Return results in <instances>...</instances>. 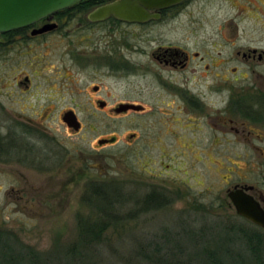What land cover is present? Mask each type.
<instances>
[{"label":"flooded vegetation","instance_id":"af4514ba","mask_svg":"<svg viewBox=\"0 0 264 264\" xmlns=\"http://www.w3.org/2000/svg\"><path fill=\"white\" fill-rule=\"evenodd\" d=\"M113 1L82 0L28 26L0 32V171L11 176L0 191L16 218L47 214L56 187L49 174L72 171L66 190L82 177L85 166L106 175L115 159L130 174L186 176L181 181L190 188L195 153L218 154V172L264 171V83L243 89L236 77L229 83V73L240 69L232 62L246 63L264 77V1L221 0L236 11L235 17L254 18L257 35L246 43L235 19L206 20L213 39L201 31L205 21L194 15L199 0L158 9L143 6L147 14L142 21L91 17ZM81 108L102 120V126L86 122ZM117 118L127 121L126 132L113 128ZM56 121L66 134L52 132ZM85 129L97 131L88 155L78 142L67 145L69 136ZM118 144L124 148L121 158L105 153ZM164 156L175 162L164 166ZM179 157H189V165ZM29 172L46 176L37 180ZM223 179L228 197L230 191L242 190L264 209L258 181ZM155 191L166 200L164 191ZM200 199L196 202L202 205L211 202Z\"/></svg>","mask_w":264,"mask_h":264},{"label":"rangeland","instance_id":"374dc122","mask_svg":"<svg viewBox=\"0 0 264 264\" xmlns=\"http://www.w3.org/2000/svg\"><path fill=\"white\" fill-rule=\"evenodd\" d=\"M236 14L233 8L223 4L221 0H199L194 6L195 19L205 21L200 30L208 32L207 35L212 39L215 34L206 20L219 24L227 18L238 21L239 27L245 31L241 40L246 43L245 41L257 35L252 29L254 18L235 17ZM231 64L240 69L234 75L229 73V83L235 82L234 77L238 78L235 84L240 89L249 84L264 83V77L255 75L246 63ZM78 110L86 122L102 126V120L91 116L89 109ZM111 124L121 133L127 131V121L124 118H117ZM51 125L54 133L64 135L68 132L57 121ZM112 129L110 128V131ZM96 133L97 131L85 129L77 136H69L67 145L71 147L72 143L78 142L83 146L84 154L88 155L91 145L96 146ZM109 151L118 158L124 155L122 144L105 150V153ZM229 157L232 158L230 154ZM75 158L71 163L77 161ZM187 158L189 157H179L178 160L187 165ZM191 158L194 159L192 161L196 168V176L189 183L193 188L181 181L185 178L187 180L188 177H179L175 172L164 173L162 179L130 174L123 161L118 159L110 162L112 168L110 174L106 175H100L95 170L90 171L85 166L82 177H77V183L69 185L66 190L64 183L72 171L49 174L55 182L53 186L56 187H53L52 198L48 202L49 211L39 217L22 214H19V218L15 217L16 214L12 216L9 198L0 191V229L16 237L19 245H28L39 251L42 257L46 258V264H65L64 259L59 257L61 253L71 257L70 264H219L210 261L213 258L228 264H252L251 258L244 254L241 236L238 238L234 230L242 232L243 229V232L259 234L264 239V229L256 227L237 214L222 181L226 177L232 176V180H238L240 176H246L258 181L264 189V171L230 172L222 169L218 172V168L222 167L218 154L206 156L195 153ZM86 159L88 158L85 157L83 164L87 162ZM203 160L207 161V165ZM163 161L164 166L166 163L175 162L169 156H164ZM1 171L0 187H5L11 176ZM29 174L37 180L46 176L37 172ZM95 185L104 188L112 185L114 189L108 188L109 192L104 195L102 192H95ZM156 188L165 192V204L142 210L146 197L157 196ZM63 195H66L67 200L62 199ZM104 196L108 199L105 200ZM200 198L211 201V204L202 205L196 202L200 201ZM7 206L10 209L6 208ZM95 223L105 227L97 232L100 239L97 241L88 234L86 240L91 241V244L82 245L85 228L88 224ZM222 234L229 235L228 244L234 251L232 256L225 253L215 242ZM73 245L77 246L72 248ZM215 248L219 249L214 250ZM213 251V255L207 257L209 252ZM262 263L264 264V255Z\"/></svg>","mask_w":264,"mask_h":264},{"label":"water","instance_id":"95a60500","mask_svg":"<svg viewBox=\"0 0 264 264\" xmlns=\"http://www.w3.org/2000/svg\"><path fill=\"white\" fill-rule=\"evenodd\" d=\"M82 0H0V32L28 26L60 9L75 5ZM183 0H114L92 13L93 19L108 15L126 21H142L148 8H162ZM150 18V15H147ZM238 214L264 228V209L258 201L242 190L229 192Z\"/></svg>","mask_w":264,"mask_h":264},{"label":"trees","instance_id":"16d2710c","mask_svg":"<svg viewBox=\"0 0 264 264\" xmlns=\"http://www.w3.org/2000/svg\"><path fill=\"white\" fill-rule=\"evenodd\" d=\"M95 192L97 193H103L104 195L107 194L108 188L104 187H96ZM101 194V195H103ZM104 199L107 200V196H104ZM110 203L109 201H107ZM165 200L160 199L158 196L150 195L146 198L145 204L142 208V210L147 208H157L165 204ZM105 227L102 226V224H88L87 228H85V232L83 233V237L81 239L82 245L89 246L91 244V241L86 240V236L88 234L92 235V238L96 239L97 241L100 239L97 232L104 230ZM234 232L238 235V238L242 239V246H244V254L249 256L251 258L252 264H263L262 263V252L264 248V239H262L261 235L255 234V233H247L242 232L241 230L235 229ZM232 232L233 237H235V233ZM229 235L222 234L218 237L215 242L217 245H219V248H222V250L231 255L234 253L233 249L229 246ZM18 239L14 237L12 234L8 233L7 231H4L0 229V264H46V258L42 257L41 253L34 249L31 246L28 245H19ZM231 243V242H230ZM77 246V245H76ZM76 246L73 245L72 248H75ZM71 248V249H72ZM219 248H215L214 250H218ZM73 250V249H72ZM237 251V250H236ZM71 252V251H70ZM207 253V252H206ZM210 254L207 255V257L212 256L213 252H209ZM243 253V252H242ZM65 254V253H64ZM60 259H64L65 264H70L71 257L67 256L66 254L63 255V253L59 254ZM206 257V258H207ZM206 258H204L206 260ZM213 263H219V264H228L226 261H222L216 258L211 259ZM201 264V263H200Z\"/></svg>","mask_w":264,"mask_h":264}]
</instances>
